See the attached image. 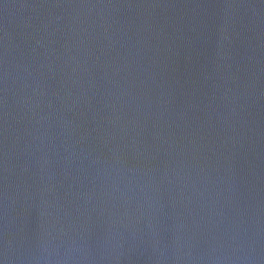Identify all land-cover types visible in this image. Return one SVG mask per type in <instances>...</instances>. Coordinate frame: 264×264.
Segmentation results:
<instances>
[{"label": "water", "instance_id": "water-1", "mask_svg": "<svg viewBox=\"0 0 264 264\" xmlns=\"http://www.w3.org/2000/svg\"><path fill=\"white\" fill-rule=\"evenodd\" d=\"M0 264H264V0H0Z\"/></svg>", "mask_w": 264, "mask_h": 264}]
</instances>
